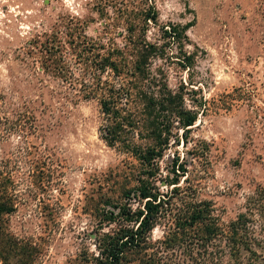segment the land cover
Masks as SVG:
<instances>
[{"label":"rangeland","instance_id":"1","mask_svg":"<svg viewBox=\"0 0 264 264\" xmlns=\"http://www.w3.org/2000/svg\"><path fill=\"white\" fill-rule=\"evenodd\" d=\"M134 146L159 151L166 196L125 264H264V0H0V264H94L142 174ZM200 206L221 236L177 227Z\"/></svg>","mask_w":264,"mask_h":264},{"label":"trees","instance_id":"2","mask_svg":"<svg viewBox=\"0 0 264 264\" xmlns=\"http://www.w3.org/2000/svg\"><path fill=\"white\" fill-rule=\"evenodd\" d=\"M28 48V51L31 53L36 46H30ZM102 66L103 69L110 66L114 71L119 73L118 66L109 59H105ZM42 68L45 71L56 75L63 71L62 67L59 68L58 62L43 64ZM115 86L117 85H113V87L109 89L105 88L107 96H104L100 102L102 112L110 121L118 118L123 111H120L117 105L122 107L120 98L124 95L121 94V92L124 91H121V84H118V88ZM113 88L115 90H113ZM175 116L178 119L180 126L183 128L193 125L196 119L195 115H193L190 111L179 110ZM159 124L160 123H158V125ZM161 127L168 130L167 125H161ZM106 131H108V129ZM160 137L161 135L159 133L156 137V139H158L159 146L162 145V139H160ZM163 145L164 146H162V148L166 146L165 144ZM130 151L143 167L142 174L137 181V185L126 192V204L114 206L115 209H118L117 212L109 210L103 214L102 220L108 225L114 224L115 228L111 231V233L97 236L96 240H98L96 248L98 253L97 256L93 258L94 264H125L124 254L126 252L140 249L146 244L148 235L157 224L162 211L161 209L165 203L163 198L166 195L164 196V194H162L156 186L157 178L155 175L154 161L156 158L160 157L159 151H157L155 147L143 150L139 146L131 147ZM179 168L182 173H184V168L182 166H179ZM174 175V178H166L164 182L167 185H174L171 195L176 193L179 189L177 186V175L175 173ZM130 201H136L141 206L133 210L129 204ZM202 206H200V209L196 208L191 215L187 217L189 219L188 221H181L179 225L177 224V227L185 230L186 227H192L195 224H202L204 227L202 234L205 238L208 237V239H211L212 237L221 236L224 233L223 229L218 226L214 218L212 219L209 211L204 214L206 209ZM12 211V205L0 203V216L2 214H9ZM241 223L242 219H238L236 222H233L231 224L233 231L240 229Z\"/></svg>","mask_w":264,"mask_h":264}]
</instances>
